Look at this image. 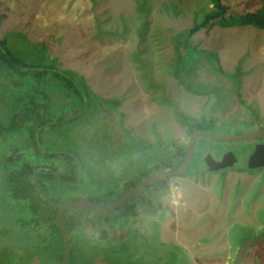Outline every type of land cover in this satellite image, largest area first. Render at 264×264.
I'll return each instance as SVG.
<instances>
[{
    "label": "rangeland",
    "instance_id": "1",
    "mask_svg": "<svg viewBox=\"0 0 264 264\" xmlns=\"http://www.w3.org/2000/svg\"><path fill=\"white\" fill-rule=\"evenodd\" d=\"M221 1L229 14L236 15L264 5V0ZM206 4L207 0H148L146 17L137 12V0H0L6 13L0 19V39H6L14 58L33 68L53 65L75 72L89 88L76 84L77 96L50 75H20L0 63V127H6L14 111L32 96L46 95L56 118L63 121L45 130L37 147L31 146L26 130L0 135V238L5 239L8 260L51 264L53 251L60 248L52 243L51 231H33L25 223L29 216L14 208L3 175L17 164L30 161L46 171L45 166L64 161L75 151L90 167L82 168L76 187L56 185L59 199H100L109 205L124 193L130 179L153 172L156 164L188 144L189 135L176 113L199 118L210 111H203L206 97L187 92L173 76L171 36L191 27L195 13ZM195 43L216 53L224 71L232 72L241 63L244 72L240 101L228 115L214 112L217 123L207 133L231 135L264 128V29L213 26L196 34ZM202 78H207L205 71ZM101 98L116 100L119 107L114 110ZM262 142L264 137L232 142L198 139L195 146L213 156L233 151L236 166L222 170L223 176L208 172L201 160L205 174L168 179L169 187L177 189L169 188L159 200L161 210H156L158 200L152 198L151 206H140L127 220L116 219L118 211L109 216L110 222L104 219L107 214L95 210L70 211L75 227L69 264H212L195 261L194 256L224 250L221 225H229L228 216L247 220L228 230V242L264 236V168H247L254 144ZM61 173L60 168L55 174ZM47 192L54 193L49 188ZM109 192L112 196L107 197ZM80 249L85 258L78 255ZM244 253L240 264L249 259L264 264V242L251 244Z\"/></svg>",
    "mask_w": 264,
    "mask_h": 264
},
{
    "label": "trees",
    "instance_id": "2",
    "mask_svg": "<svg viewBox=\"0 0 264 264\" xmlns=\"http://www.w3.org/2000/svg\"><path fill=\"white\" fill-rule=\"evenodd\" d=\"M147 3L148 0H137L136 6L137 12L146 17L148 16V9L146 8ZM142 22L146 25L145 20ZM213 26L222 28L250 26L257 29H264V5L255 11L236 15L229 14L228 8L221 0H207L206 6L195 13L193 25L188 28H183L171 36L174 48V63L172 66L173 76L177 79L178 84L187 92L196 96L206 97L203 111H210L209 114L203 113L199 118L182 112L176 113L178 123L184 128L188 135L192 131L211 132L217 123V118L212 117L214 112H219L220 116L228 115L233 106L236 105L241 98L239 91L244 74L240 66L241 63H239L232 72L224 71L218 62L216 53L196 46V34L203 29L209 30ZM144 30L145 27H143V31ZM141 34L142 33L139 35ZM0 63L20 75H50L53 79L57 80L63 89L75 93L77 96H79L76 86L78 83L83 85L86 91H89L85 78L75 72L53 67V65L33 68L17 60L13 57L6 39H0ZM204 71L207 74L206 79L202 78V73ZM101 101L102 103L111 105L114 110L119 107V102L116 100L107 101L101 98ZM118 114L122 116L119 112ZM56 116L46 95H43L41 98L32 96L26 103L19 106L14 111L6 127H0V135L17 130H26L31 146L37 147L38 144L42 142V136L45 130L54 129L63 124V121L60 118H56ZM71 121L77 122L75 119ZM186 147L187 145L185 147L180 146L171 159L156 164L153 172H142L130 179L125 183L124 193L152 174L166 169L172 170L179 168L184 158ZM203 150L201 145L195 147L194 156L186 173H193V175H203L206 173L205 169H202L200 166ZM49 157H51V155ZM76 158L79 161L77 163L75 162ZM85 163V161L83 163L78 153L74 151L73 155L68 156L64 161H57L45 166L47 168L46 171L37 170L38 165L26 161L17 164L11 171L3 175L5 188L12 200L14 208L18 212H25L26 215L29 216V220L25 221V223L31 226L35 232L43 228L51 231L54 237L52 243L60 245V248L56 249L57 251H53L54 256L49 261L51 264H54L53 261H57L58 264H61L64 256V246L57 220V209L66 201L59 199V194L56 193L58 189L55 191L56 185L63 189L76 187V185L80 183L78 177L82 168H88L87 165L90 167L89 164L85 165ZM60 168L64 170V173L56 176L55 173L58 172ZM220 172H222L224 176L225 172ZM237 172L244 173L245 171L243 168H238ZM48 188L51 189L55 195L54 193H48ZM169 188L168 179L158 181L130 198L114 212L107 214L108 216L106 213H102L106 215L104 219L110 222L109 216L118 211V214H115L116 219L123 217L127 220L137 215L140 206H151L152 198L158 200L156 210H161L162 202L160 203L159 200L168 194ZM121 195L122 194L117 196V198ZM110 196H112V193H107V197ZM90 200L93 201L94 199ZM99 200L100 199H95L94 201L100 203L101 201ZM70 201H72V199ZM70 211L73 210H67L63 213L71 248L68 264L72 256L70 235L72 236L75 227V224L72 223V217L69 216ZM152 224L157 225V229L160 228V224H156L155 222ZM4 240L2 236L0 238V264L18 263L20 258H17V261L16 259L13 261L7 259V245L2 243ZM243 242L244 241L240 242L239 247ZM80 250L81 255H78L85 258L84 250ZM9 253L11 254L10 251Z\"/></svg>",
    "mask_w": 264,
    "mask_h": 264
},
{
    "label": "water",
    "instance_id": "3",
    "mask_svg": "<svg viewBox=\"0 0 264 264\" xmlns=\"http://www.w3.org/2000/svg\"><path fill=\"white\" fill-rule=\"evenodd\" d=\"M264 137V128H260L254 131H248L246 133H235L231 135H215L207 132L192 131L189 134V142L187 144L184 158L179 168L166 169L164 171L152 174L142 180L139 184L133 188L127 190L120 197L114 200L111 204L105 205L97 203L92 200H72L62 203L57 209V220L60 228L61 238L64 246V256L61 264H68L71 248L68 240V234L66 224L64 221L63 213L67 210L86 209L95 210L100 213L110 214L117 210L121 205L125 204L130 198L134 197L148 186L155 184L158 181L170 179L172 177L180 176L186 173L189 169L192 158L195 152V143L198 139H207L217 142H232V141H246L259 139ZM208 172H219L228 168L234 167L237 162V158L232 151L226 152L222 155L220 160H215L211 153H207L203 159ZM247 168L249 170H256L264 168V143H258L254 146L253 151L250 153L247 159ZM264 242V236L246 239L242 245L238 248L232 264H240V261L244 255L246 249L253 243Z\"/></svg>",
    "mask_w": 264,
    "mask_h": 264
},
{
    "label": "crops",
    "instance_id": "4",
    "mask_svg": "<svg viewBox=\"0 0 264 264\" xmlns=\"http://www.w3.org/2000/svg\"><path fill=\"white\" fill-rule=\"evenodd\" d=\"M4 16L6 17V13H5V11H4V7L2 6V5H0V19H3L4 18ZM5 20H6V18H5ZM4 20V22H3V27H6L7 25V23H6V21ZM214 217L215 216H212L211 218L214 220ZM236 217L237 216H234V217H230V216H228V219L230 220L231 219V221L229 222V225L227 224H224V225H221V227H222V231H223V240L225 241V243H226V246L224 247V250H221L219 253L217 252V253H212V252H206L205 254H203V255H198L197 254V252L195 253V256H194V260L195 261H197V260H200V261H202V262H209V263H212V264H216L217 262H223L224 264H228V261L229 260H231V257H230V255H231V253H230V251L231 250H234L235 252L233 253L234 254V256L232 257V258H234L235 257V254H236V252H237V250H238V248H239V244H240V242L241 241H244L246 238H239V239H237V240H235L234 242H228L227 241V238H228V234H227V232H228V230L231 228V227H233L234 225H240L241 223V225L243 226V224L244 223H246L247 222V220L246 219H243V220H239V221H236ZM244 217H246V216H244ZM215 221V220H214ZM222 236V234H220V237ZM220 239H218L215 243L218 245V246H220ZM227 241V242H226ZM206 251V250H205ZM232 252V251H231ZM245 254V253H244ZM191 255V258L193 259V255L192 254H190ZM244 256V255H243ZM243 258V257H242ZM242 260V259H241ZM245 261H247L246 262V264H253V262H254V260H252V259H249V260H245ZM241 262V261H240ZM15 264H18V263H15ZM245 264V263H244Z\"/></svg>",
    "mask_w": 264,
    "mask_h": 264
},
{
    "label": "flooded vegetation",
    "instance_id": "5",
    "mask_svg": "<svg viewBox=\"0 0 264 264\" xmlns=\"http://www.w3.org/2000/svg\"><path fill=\"white\" fill-rule=\"evenodd\" d=\"M259 128H262V127H259ZM262 143H264V142H262ZM256 144H258V143H255L254 146H255ZM254 146H253V147H254ZM253 149H254V148H253ZM229 151H231V150H226L225 152L219 154L218 156H213L211 152H209L208 150H205V151H203V154H202V160L204 159V157L206 156L207 153H211V155L213 156V158H214L215 160H220V159L222 158V155H223L224 153H226V152H229ZM232 152H233V151H232ZM233 153H234V152H233ZM203 163H204V161H203ZM236 164H237V162L235 163L234 167L236 166ZM204 166L206 167L205 163H204ZM234 167H232V168H234ZM221 171H222V170H221ZM219 172H220V171H219ZM233 259H234V258H233ZM232 262H233V261H232Z\"/></svg>",
    "mask_w": 264,
    "mask_h": 264
},
{
    "label": "built area",
    "instance_id": "6",
    "mask_svg": "<svg viewBox=\"0 0 264 264\" xmlns=\"http://www.w3.org/2000/svg\"><path fill=\"white\" fill-rule=\"evenodd\" d=\"M177 189V186H175V187H173V186H171L170 187V191L172 192L173 190H176Z\"/></svg>",
    "mask_w": 264,
    "mask_h": 264
}]
</instances>
